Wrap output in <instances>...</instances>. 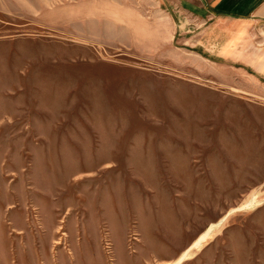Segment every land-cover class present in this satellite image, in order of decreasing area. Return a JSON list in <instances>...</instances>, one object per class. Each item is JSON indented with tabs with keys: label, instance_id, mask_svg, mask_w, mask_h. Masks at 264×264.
<instances>
[{
	"label": "rangeland",
	"instance_id": "374dc122",
	"mask_svg": "<svg viewBox=\"0 0 264 264\" xmlns=\"http://www.w3.org/2000/svg\"><path fill=\"white\" fill-rule=\"evenodd\" d=\"M190 8L0 0V264H264V38Z\"/></svg>",
	"mask_w": 264,
	"mask_h": 264
},
{
	"label": "crops",
	"instance_id": "0c3cea01",
	"mask_svg": "<svg viewBox=\"0 0 264 264\" xmlns=\"http://www.w3.org/2000/svg\"><path fill=\"white\" fill-rule=\"evenodd\" d=\"M189 7L196 21L208 24L202 31L204 38L248 42L257 31L264 38V0H189Z\"/></svg>",
	"mask_w": 264,
	"mask_h": 264
},
{
	"label": "bare ground",
	"instance_id": "6f19581e",
	"mask_svg": "<svg viewBox=\"0 0 264 264\" xmlns=\"http://www.w3.org/2000/svg\"><path fill=\"white\" fill-rule=\"evenodd\" d=\"M228 51H229V49H228ZM241 208H244L243 206L241 207ZM248 208V207H247ZM239 211V210H238ZM241 211V210H240ZM228 213H230V212H228ZM228 217V216H227ZM222 223V222H221ZM207 238V237H206ZM208 239V238H207ZM199 241H201V240H199ZM199 241H197V245H198V243H199ZM204 241V240H203ZM208 241V240H207ZM204 243V242H203ZM195 246V245H194ZM185 255H186V253H185ZM182 260V259H181ZM178 264V263H177Z\"/></svg>",
	"mask_w": 264,
	"mask_h": 264
}]
</instances>
